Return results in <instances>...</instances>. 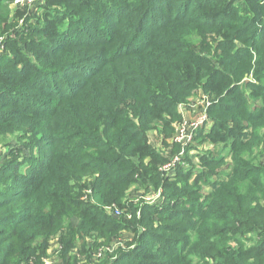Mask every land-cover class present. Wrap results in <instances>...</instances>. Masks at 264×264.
I'll return each instance as SVG.
<instances>
[{"label": "trees", "instance_id": "1", "mask_svg": "<svg viewBox=\"0 0 264 264\" xmlns=\"http://www.w3.org/2000/svg\"><path fill=\"white\" fill-rule=\"evenodd\" d=\"M22 1L0 0V264L56 238L65 264H264V0H45L18 30ZM196 95V162L169 170ZM133 187L168 200L138 217Z\"/></svg>", "mask_w": 264, "mask_h": 264}, {"label": "rangeland", "instance_id": "2", "mask_svg": "<svg viewBox=\"0 0 264 264\" xmlns=\"http://www.w3.org/2000/svg\"><path fill=\"white\" fill-rule=\"evenodd\" d=\"M44 1L45 0H24L23 2L18 4V7L21 11L27 12L28 15L32 16L30 22H26V23L20 22L19 25H17L18 30H22L24 27L28 28L34 26L36 20L34 18H37L39 16V13L41 14L43 13V10L40 8V6ZM238 1L239 3L244 2V0H238ZM24 32L25 31H23V33ZM13 38L17 39V33L13 36ZM5 41L7 40H4V42ZM5 51L6 49L4 47V43L0 44V58L4 55ZM30 57H33V54L30 53ZM180 109L187 120L183 125L179 126L177 129V133L175 135L176 138L174 139V142L177 144V146L173 145V147L169 148L168 153L170 157L173 158L171 168L179 167V165H181L182 162H185L186 165H188L189 163L192 164L193 162H196V159H194L193 161H185V157L182 158L181 155L185 153V148H187L191 142H194L193 140L194 131L197 128H199V126L202 125V123H206L208 120L207 101H202L201 95H196L193 99H191V101L187 105L180 106ZM151 139L155 144H157L155 137H152ZM13 144H17L16 141L13 142ZM194 145H197V141L196 143H194ZM7 152H10V150H7L6 153H4L5 155H2L0 158V167L2 163H5V161L7 160L6 159ZM171 168H169V170ZM162 200L167 201L168 199L167 197L166 198L163 197L162 193L160 192H148L140 187H133L127 194L124 200V204L134 205L136 210H138L137 216L140 217L141 214L139 212L142 207L157 204ZM115 215L117 216V214ZM77 222L78 221L76 219H73L72 224L75 226ZM57 239L58 238L54 239L51 244L50 253L46 261V264H65L60 255V249ZM125 245H128V251L135 248V237L133 234L129 232H124L122 234V237L119 239V241H117L111 247L105 250L101 249L106 252L109 251L108 255H105V253L102 254V259H104L106 256H111L112 257L111 261L114 262L117 259V253H116L117 249L123 248V246Z\"/></svg>", "mask_w": 264, "mask_h": 264}, {"label": "built area", "instance_id": "3", "mask_svg": "<svg viewBox=\"0 0 264 264\" xmlns=\"http://www.w3.org/2000/svg\"><path fill=\"white\" fill-rule=\"evenodd\" d=\"M23 2V1H22ZM202 124H204V123H202ZM183 125V124H182ZM199 125V124H198ZM181 126V125H180ZM201 126V125H200ZM193 137V136H192ZM192 137H191V139H192ZM168 169L169 168H171V165H169L168 167H167ZM99 256H101L100 254H99Z\"/></svg>", "mask_w": 264, "mask_h": 264}]
</instances>
